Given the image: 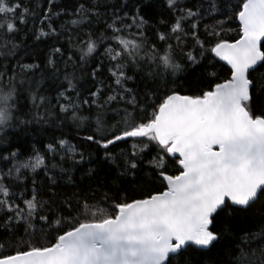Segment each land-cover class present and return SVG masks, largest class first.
Here are the masks:
<instances>
[{"label": "snow or ice", "instance_id": "snow-or-ice-1", "mask_svg": "<svg viewBox=\"0 0 264 264\" xmlns=\"http://www.w3.org/2000/svg\"><path fill=\"white\" fill-rule=\"evenodd\" d=\"M30 20L36 40L68 37L70 54L53 43L45 62L72 69L54 98L32 89L40 65L19 55ZM0 59V264H200L190 249H216L211 264H264V0H0ZM190 77L200 86L182 94L176 82ZM56 108L117 179L150 187L58 199L55 170L74 184L85 151L63 132L40 147L21 135Z\"/></svg>", "mask_w": 264, "mask_h": 264}, {"label": "trees", "instance_id": "trees-1", "mask_svg": "<svg viewBox=\"0 0 264 264\" xmlns=\"http://www.w3.org/2000/svg\"><path fill=\"white\" fill-rule=\"evenodd\" d=\"M27 2V0H25ZM61 0H57V3H60ZM64 2H70V0H64ZM35 3V0H33V4ZM157 3L162 4V0H157ZM45 5L41 4V7H44ZM39 11V9H34ZM149 19V22L151 24H156L157 21L161 18L159 14V9L157 8L155 11V14L151 17H146ZM165 18H167V13H165ZM70 19V17H62L56 21V26L59 27L61 23H63L64 20ZM210 22V21H209ZM39 22L37 21V25ZM32 21H29V24L27 27L24 28V32L27 33V35H21L17 36L16 40L19 42L21 39H24L27 42V47L29 49L28 53L26 54L23 49L20 51L19 55L23 57L24 63H37L40 65L39 69L34 70L32 73H29V75L33 78L31 87L32 89H35L37 86V82H39V92L41 95L48 96V97H55V89L56 86L63 81V76L65 71L71 72V67L65 68V65L63 61L57 57V67L59 69L58 74L54 75L51 70H48L45 68V62L47 58V54L49 51L50 46L53 43H57V46H60L61 44L66 50V56L70 54L67 50L69 49L68 44V37L63 36L59 39L57 42L54 38L49 37H41L40 40H36L32 32L29 31L30 28H32ZM235 25H232L234 27ZM71 28V26L69 25ZM164 29H161L163 31ZM201 30H203V25H201ZM98 34V32H97ZM73 36H75V32L72 33ZM151 30L149 31V36L151 38ZM83 39V37H81ZM76 43V41H74ZM75 49H72L74 51ZM76 58L78 59V53ZM11 59V58H9ZM0 62H3L2 59H0ZM14 62V61H13ZM221 63V62H220ZM223 64V63H221ZM226 67V66H225ZM80 73L77 71V76H79ZM221 78L225 76L224 72L220 73ZM177 85L180 86V91L182 94H191V92H194L195 89L200 86L198 82L194 78H188L187 81L181 79L177 80ZM91 84V81H87V83L81 81L79 87L84 88L88 87ZM66 86V84H65ZM29 85L26 83L23 85L24 89H27ZM191 89V92L188 90ZM74 95V93H73ZM52 103H55V99H52ZM44 109H41V112H43ZM71 113H69L70 115ZM82 115H88L87 111H84L81 113ZM63 120L65 123L62 126H59V121ZM61 132H63L67 138L73 143V144H80L81 147L78 149V151H85L86 153V159L85 161L77 166L76 170L73 172V176L75 177L74 184L67 185L66 182L68 180L67 174L59 173L58 170H55L57 184L53 187V191L57 193L58 199H63L65 196L71 197L73 205H75L76 201L78 199L82 200L84 198H87L89 202H94V200H98L99 197L105 192L109 191V195H116L117 194V188L115 186H119V191L121 193L124 192L125 189H127L129 194H132L133 192H139L140 186H146L150 187L147 182V178H138L135 181L131 180V177H125L122 179H117V173L121 169H117L115 165H112L102 159L103 153L96 151L95 146L88 147L82 143L78 139V135H86L85 132H80L79 134L75 131V125L71 123V121H67L66 118L59 114V109L56 108L53 111L52 117H51V123L50 125H45L43 128H29V129H23L21 132V135H25V139L28 142V146L30 147L31 143L36 142L37 147H40V142L47 143V141L53 136V135H59ZM123 147V145H121ZM91 152V156H87V153ZM76 159H79V156L76 157ZM57 160H59V157H57ZM72 164L71 161H65L64 166L70 167ZM94 169V175L89 177L87 175L88 169ZM49 175H53V172H49ZM37 184H43L44 185V191L42 193V196L44 199H48L47 191L48 187L51 185V182L47 179V177L44 175L43 170H38V175L36 176ZM31 186V176L29 177V187ZM259 223V219L257 217H254L252 220H250L247 224V227L255 228L257 224ZM6 238L3 235H0V242H3ZM255 247V245H253ZM216 252V249L212 250V253L204 252L201 254L200 252H197L193 249L189 250V254L191 255L194 262L199 261L200 264H204V262H207V264H211L212 261V255Z\"/></svg>", "mask_w": 264, "mask_h": 264}, {"label": "water", "instance_id": "water-1", "mask_svg": "<svg viewBox=\"0 0 264 264\" xmlns=\"http://www.w3.org/2000/svg\"><path fill=\"white\" fill-rule=\"evenodd\" d=\"M221 63H223V62H221Z\"/></svg>", "mask_w": 264, "mask_h": 264}]
</instances>
